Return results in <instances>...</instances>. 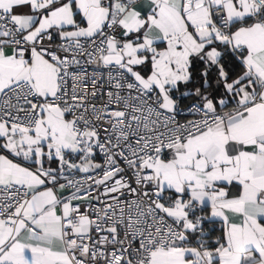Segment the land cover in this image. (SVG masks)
Returning <instances> with one entry per match:
<instances>
[{
	"label": "snow or ice",
	"instance_id": "obj_1",
	"mask_svg": "<svg viewBox=\"0 0 264 264\" xmlns=\"http://www.w3.org/2000/svg\"><path fill=\"white\" fill-rule=\"evenodd\" d=\"M0 264H264V0H0Z\"/></svg>",
	"mask_w": 264,
	"mask_h": 264
},
{
	"label": "crops",
	"instance_id": "obj_2",
	"mask_svg": "<svg viewBox=\"0 0 264 264\" xmlns=\"http://www.w3.org/2000/svg\"><path fill=\"white\" fill-rule=\"evenodd\" d=\"M208 226H212V228H217V229L220 228V224H219V222H217L215 225H208ZM213 238H214V237H213Z\"/></svg>",
	"mask_w": 264,
	"mask_h": 264
},
{
	"label": "trees",
	"instance_id": "obj_3",
	"mask_svg": "<svg viewBox=\"0 0 264 264\" xmlns=\"http://www.w3.org/2000/svg\"><path fill=\"white\" fill-rule=\"evenodd\" d=\"M207 227H208V225H207ZM216 229V231H215V233H214V236L215 235H219L220 233H219V229H217V228H215Z\"/></svg>",
	"mask_w": 264,
	"mask_h": 264
},
{
	"label": "built area",
	"instance_id": "obj_4",
	"mask_svg": "<svg viewBox=\"0 0 264 264\" xmlns=\"http://www.w3.org/2000/svg\"><path fill=\"white\" fill-rule=\"evenodd\" d=\"M206 227H207V226H206ZM208 227L212 228V226H208Z\"/></svg>",
	"mask_w": 264,
	"mask_h": 264
}]
</instances>
